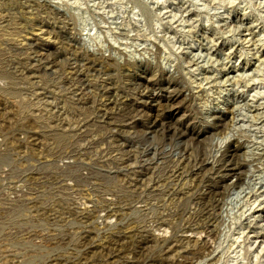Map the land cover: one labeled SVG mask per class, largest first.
Instances as JSON below:
<instances>
[{
    "label": "rangeland",
    "instance_id": "rangeland-1",
    "mask_svg": "<svg viewBox=\"0 0 264 264\" xmlns=\"http://www.w3.org/2000/svg\"><path fill=\"white\" fill-rule=\"evenodd\" d=\"M168 75L183 89L174 108L137 102ZM149 115L187 131L179 174L182 143L147 134ZM115 136L149 162L146 181ZM227 149L245 180L212 228L201 197ZM263 149L264 0H0V264H264L248 228ZM106 199L123 215L102 223ZM190 228L199 240L181 239Z\"/></svg>",
    "mask_w": 264,
    "mask_h": 264
},
{
    "label": "bare ground",
    "instance_id": "bare-ground-1",
    "mask_svg": "<svg viewBox=\"0 0 264 264\" xmlns=\"http://www.w3.org/2000/svg\"><path fill=\"white\" fill-rule=\"evenodd\" d=\"M241 69H243V72L241 73V76H243L246 69L243 67ZM237 70L239 69L237 68ZM233 71L235 70H233V68L231 67H228V69L224 67L222 69V73L224 75H228L230 72H233ZM164 80H165L164 82L162 81L163 83L162 82L160 83L159 87L153 86L152 88H149L147 83L145 84L143 83L141 86L144 87L145 89H149V91H146V90H144L145 92L136 91L138 94L136 92L134 94L137 96L136 98L137 102L139 104L143 102L149 106L156 107V106H159L158 104H159L160 96H163V99L165 101L164 105L166 106L169 105V107L174 108L173 104L176 102L178 97L182 95L181 90L183 89H181L180 83L170 75L166 76ZM154 88L158 89V92H156L155 91L156 89ZM160 92L164 93L165 95H161V94L159 95ZM43 99H44L45 107L54 106L52 105V103L47 105V101L45 97H43ZM39 101L41 102V98H39ZM98 112L99 113L96 115V117H98V120L97 121L93 120L92 123H98V122H101V124L105 123L106 117H105L104 107H101V109L98 110ZM169 113H170L169 115L171 114L173 115L172 111H170ZM210 115L212 117V122L209 125L211 128L223 129L225 127L224 117L220 113V111H217V110L211 111ZM148 117L149 119H152V120L150 121V124L147 127V130L145 131L147 134H151V136L155 139L156 136H158L160 133L162 134L163 138L166 137L168 142H171L177 145L182 143L181 152L179 153L177 158L174 159L176 161L174 162L175 170H173V173L174 171H176L179 174L181 169L183 170V167L185 166V164L189 161V158L191 157V150L187 147L186 141H185L186 140L185 135L187 131L186 130L182 131L181 129L182 124L177 125V126L166 124V126H164L163 122H159V120H157L158 119L157 115L151 118L149 115ZM70 118H73V117L69 116L63 120L69 124ZM56 121H59V119H57ZM83 126L85 125H77L76 127L81 128ZM87 126L88 125H86V128H85V131H86L85 135L86 137H89L91 136V134H89L91 127L90 126L87 127ZM120 129H123L124 131L126 130L125 128H118L117 131L120 132ZM204 132H207V131L205 130ZM35 139H38V138L35 137L34 140ZM111 143L115 146L114 152H116V154H122L123 152L126 153L129 151L133 152L131 156H128L127 159L123 160L122 164H124L127 170L140 174V176L142 177V180L146 181L148 179L147 175H148V171L150 170V164L149 162H147L146 159H145L146 163H143V159H141V155L140 156L138 155V147L135 146V149L131 150L132 142L127 141L125 137L123 139L122 136H115V142H111ZM263 156H264V149L262 150L261 156H259V158H262ZM111 159H112V156H109L108 153L104 152L100 160L101 167L105 166L106 163H109ZM169 160H172V159H169V156H168V159L166 162H168ZM249 163H252V162H248L247 164ZM240 166L241 165L232 158V155L230 154V150L227 149L221 152L215 164L213 165L211 164L210 167H207L208 169L213 170V173L215 174L216 178L212 184L207 185L204 196H202L201 198L207 199L209 201L208 208L210 209L211 213L208 215V217L210 216L208 225L212 228H215L217 225V222H220L221 220L219 210L225 203V198L227 196L228 191L230 189L239 188L244 183L245 179L244 177L241 178ZM200 169L201 168H199V170L198 169L196 170L197 174L201 173ZM167 172H168V166H167ZM233 179L235 180L233 181ZM132 186H136V182L133 181ZM224 186H228V188L225 191L223 190ZM106 200L107 201H104V206H105L104 210L106 209L107 211L105 214L103 213V216L101 217L102 219H104L102 223L104 222L109 223L111 219H115V218L117 219L123 215L120 207H116V210L114 211L113 210L109 211L108 208H110L109 207L110 204H113L114 202L112 199H106ZM249 210L255 211L257 213L256 215H253V214L251 215L254 225L248 226L249 232L252 233V236L255 239L256 243L259 240V243L257 244L256 248L259 249V251H264V193L259 194L257 197L255 196V200L249 207ZM197 229L198 228H190L186 230L185 233L182 235L181 239L183 240L193 239L195 241L199 240L200 235L202 234V231H198Z\"/></svg>",
    "mask_w": 264,
    "mask_h": 264
},
{
    "label": "built area",
    "instance_id": "built-area-1",
    "mask_svg": "<svg viewBox=\"0 0 264 264\" xmlns=\"http://www.w3.org/2000/svg\"><path fill=\"white\" fill-rule=\"evenodd\" d=\"M64 116H67V115H64ZM76 116H79V115H75L74 117H76ZM67 117H69V115ZM73 120H74V118H70L69 119V121L72 122V123H73ZM86 122H87V119L82 116L81 118L75 119L74 124H75V126H77V125H85Z\"/></svg>",
    "mask_w": 264,
    "mask_h": 264
}]
</instances>
